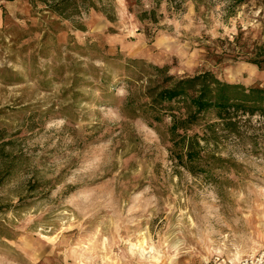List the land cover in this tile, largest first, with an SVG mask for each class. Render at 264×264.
<instances>
[{
  "label": "rangeland",
  "instance_id": "1",
  "mask_svg": "<svg viewBox=\"0 0 264 264\" xmlns=\"http://www.w3.org/2000/svg\"><path fill=\"white\" fill-rule=\"evenodd\" d=\"M93 1L111 5L112 22L93 9L69 21L26 0H0V149L19 159L0 188V264H208L215 254L256 253L264 246V124L254 118L222 139L217 155L232 164L214 180L193 176L174 167L153 129L123 118L119 60L101 59L264 87V70L211 56L240 31L254 51L264 46V1ZM129 4L155 9L157 23L139 22ZM48 20L58 33L40 50ZM90 64L111 76L107 92ZM9 71L12 86L3 82Z\"/></svg>",
  "mask_w": 264,
  "mask_h": 264
},
{
  "label": "trees",
  "instance_id": "2",
  "mask_svg": "<svg viewBox=\"0 0 264 264\" xmlns=\"http://www.w3.org/2000/svg\"><path fill=\"white\" fill-rule=\"evenodd\" d=\"M26 1L32 10L37 9L44 13L46 18L55 15L59 19L71 21L82 11L93 9L111 22L114 19L111 5L103 3L102 6H98L93 0ZM168 1L175 4L184 2ZM248 1L235 0L233 3L243 4ZM128 11L141 23L156 24L158 21L155 9L138 13L134 5L129 4ZM262 13L260 11L259 14ZM58 23L56 20H48L47 25L43 27L40 42L43 46L40 50L44 49L49 37L54 38L52 34L58 33L57 29H53ZM74 24L83 30L81 24L76 22ZM144 30L148 36L149 27L144 26ZM211 56L217 58V62L242 61L255 66L259 71L264 70V46H259L254 51L248 46L247 41L243 40L241 31L226 41L222 53H211ZM110 60H119L115 63L120 72L118 81L124 84L126 90L125 96L119 98L116 105L123 118L141 120L153 129L166 147L174 167L181 168L193 176H204L207 180H214L216 171L232 164L230 159L217 155L222 139L238 135L239 127L254 118L261 122L260 126L264 124V87L256 85L245 87L223 82L211 71L178 76L171 74L168 66H156L143 59L121 61V58L102 57L101 62L108 66ZM80 72L77 69L72 71L73 87H76L81 78ZM87 72L97 80L98 90L107 92L111 76L105 70L91 64L87 66ZM16 77V73L9 71V77L3 82L12 86L16 82ZM102 103L105 104V101ZM208 116H212L213 120L205 122ZM18 161L19 159L5 155L0 149V188L10 177Z\"/></svg>",
  "mask_w": 264,
  "mask_h": 264
},
{
  "label": "built area",
  "instance_id": "3",
  "mask_svg": "<svg viewBox=\"0 0 264 264\" xmlns=\"http://www.w3.org/2000/svg\"><path fill=\"white\" fill-rule=\"evenodd\" d=\"M208 264H264V248L254 254L241 257L238 260L215 254L208 261Z\"/></svg>",
  "mask_w": 264,
  "mask_h": 264
},
{
  "label": "bare ground",
  "instance_id": "4",
  "mask_svg": "<svg viewBox=\"0 0 264 264\" xmlns=\"http://www.w3.org/2000/svg\"><path fill=\"white\" fill-rule=\"evenodd\" d=\"M138 251H141V253H142V255H148V253L147 252H145L144 250H142V249H138ZM152 251V250H151ZM254 252H256V251H254ZM151 256H149L148 258H150ZM151 259H153L155 262H158V260L154 257V258H151Z\"/></svg>",
  "mask_w": 264,
  "mask_h": 264
},
{
  "label": "crops",
  "instance_id": "5",
  "mask_svg": "<svg viewBox=\"0 0 264 264\" xmlns=\"http://www.w3.org/2000/svg\"><path fill=\"white\" fill-rule=\"evenodd\" d=\"M2 22H3V17H2V11L0 10V27L2 26ZM263 248H264V246L261 249H263Z\"/></svg>",
  "mask_w": 264,
  "mask_h": 264
}]
</instances>
